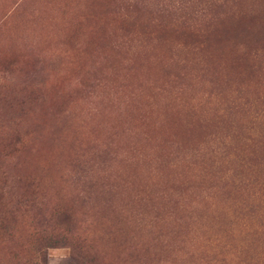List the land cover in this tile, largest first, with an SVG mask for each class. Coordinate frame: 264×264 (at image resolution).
<instances>
[{
  "label": "rangeland",
  "instance_id": "374dc122",
  "mask_svg": "<svg viewBox=\"0 0 264 264\" xmlns=\"http://www.w3.org/2000/svg\"><path fill=\"white\" fill-rule=\"evenodd\" d=\"M0 264H264V0H0Z\"/></svg>",
  "mask_w": 264,
  "mask_h": 264
},
{
  "label": "trees",
  "instance_id": "16d2710c",
  "mask_svg": "<svg viewBox=\"0 0 264 264\" xmlns=\"http://www.w3.org/2000/svg\"><path fill=\"white\" fill-rule=\"evenodd\" d=\"M50 247H52V246H50ZM73 259H74V257H73Z\"/></svg>",
  "mask_w": 264,
  "mask_h": 264
}]
</instances>
